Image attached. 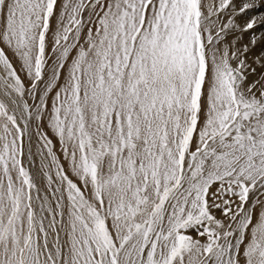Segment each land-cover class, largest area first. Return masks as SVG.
<instances>
[{"label":"snow or ice","instance_id":"snow-or-ice-1","mask_svg":"<svg viewBox=\"0 0 264 264\" xmlns=\"http://www.w3.org/2000/svg\"><path fill=\"white\" fill-rule=\"evenodd\" d=\"M0 264H264V0H0Z\"/></svg>","mask_w":264,"mask_h":264}]
</instances>
